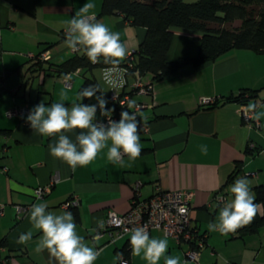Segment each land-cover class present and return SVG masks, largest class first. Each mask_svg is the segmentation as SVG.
Masks as SVG:
<instances>
[{
  "label": "crops",
  "instance_id": "1",
  "mask_svg": "<svg viewBox=\"0 0 264 264\" xmlns=\"http://www.w3.org/2000/svg\"><path fill=\"white\" fill-rule=\"evenodd\" d=\"M86 2L89 0H0V264H50L46 250L35 251L39 232L34 230L31 241L17 243L20 233L31 228L28 210L34 203H44L57 214L71 211L78 233L100 250L95 264H122L117 255L130 245V235L111 241L107 234L96 235V230L109 211L125 213L131 208L138 184L140 198H150L159 189L195 190L192 224L206 238L198 262L186 258L190 243L179 244L160 229L149 233L166 237L167 255L179 257L181 264H264V227L227 236L207 229L222 206L218 196L231 198L228 181L238 162L246 173L251 172L246 177L251 189L264 182V120L260 128L251 127L243 114L250 101L264 102V53L231 49L216 60L184 65L155 81L153 92L142 97L146 105L141 117L148 122L149 131L139 133L141 155L135 161L124 156L123 166L110 163L105 150L91 164L73 172L50 154L48 145L57 137L36 133L12 112L18 105L28 104L32 109L41 101L57 102L64 89L69 90L66 103L70 105L90 84L105 91L108 107L115 112L110 97L113 90L102 79L106 65L80 67L71 74L70 87L57 74V66L75 54L65 44V22ZM91 2L96 5L97 19L121 33L129 53L136 51L146 28L132 24L119 12L98 16L103 0ZM200 36L190 29H175L168 59L196 56ZM45 50L51 54L50 62L40 68L34 64ZM124 62V80L115 89L120 94L135 79ZM144 79L152 80L153 75ZM243 88L258 89L257 99L218 105L201 102L202 97L223 99ZM83 103L96 101L85 99ZM97 118L105 119L99 111ZM68 135L74 139L73 134ZM249 144L261 150L249 154ZM201 145H207V155L201 153ZM44 185H51V190L44 198H36V188ZM74 196L79 198L76 209L64 208L62 204ZM130 260V264H146L131 252Z\"/></svg>",
  "mask_w": 264,
  "mask_h": 264
},
{
  "label": "clouds",
  "instance_id": "2",
  "mask_svg": "<svg viewBox=\"0 0 264 264\" xmlns=\"http://www.w3.org/2000/svg\"><path fill=\"white\" fill-rule=\"evenodd\" d=\"M95 8V3L89 0L65 22V44L73 52L85 55L92 64L106 65L102 70V79L110 89L115 90L124 80L125 70L121 65L130 54L129 48L122 41L120 32L112 31L97 19ZM63 78L68 80L71 77L65 75ZM68 92V89L61 90L57 102L46 104L41 101L26 117V122L36 133L57 137L54 143L48 145L54 158L66 163L74 172L78 166L91 164L105 150L110 163L122 166L124 156L135 161L141 155L140 124L136 112L124 110L118 121L112 119L114 108L108 107L105 91L97 84L81 89L77 101L70 105L66 103ZM85 99H95L96 103H83ZM135 106V100L127 101L128 109ZM98 111L100 116L107 118L106 122L98 120ZM247 111L254 121L264 120V102L250 101ZM69 133L74 135V139ZM200 151L207 155V145H201ZM229 192L230 199L218 197L222 206L216 221L207 225L210 232L227 236L250 225L257 215L260 205L255 202V194L246 177L236 178ZM28 211L31 228L20 233L17 243L31 241L35 230L40 233L35 251L41 253L46 250L50 264H95L100 250L90 246L78 233L71 211L50 212L44 203H34ZM179 211L184 213L186 209L181 207ZM98 224L103 227L102 222ZM130 233L132 256L140 257L146 264H160L162 259L163 264H181L179 257L167 255L169 242L166 237H152L143 226L130 229ZM122 255L118 254L117 260H122Z\"/></svg>",
  "mask_w": 264,
  "mask_h": 264
},
{
  "label": "trees",
  "instance_id": "3",
  "mask_svg": "<svg viewBox=\"0 0 264 264\" xmlns=\"http://www.w3.org/2000/svg\"><path fill=\"white\" fill-rule=\"evenodd\" d=\"M122 13L127 20L136 26H144L147 30L144 40L134 52L131 65L129 59L124 64L128 73L135 78L152 74L155 81L171 75L187 64L200 65L216 60L223 53L235 48H248L258 53H264V0H103L102 10L98 16ZM241 23L234 26L236 21ZM184 28L201 34L200 50L194 57H180L168 59L175 29ZM52 45L49 46L51 48ZM48 50V49H47ZM46 51V50H45ZM44 52V51H43ZM41 52L34 65L43 68L49 60L41 59ZM104 65L103 63H100ZM92 64L85 55L79 52L57 66V74L61 77L73 73L80 67H91ZM258 89L243 88L237 94H231L223 99H215L214 105L228 102L248 103L256 100ZM144 98V96H143ZM142 98V100H143ZM115 112L118 110V103ZM130 111L129 109H125ZM131 112V111H130ZM261 148L248 145L247 152L254 154ZM244 166L238 162L229 177L228 183L233 184L238 177H247ZM251 190L255 194V202L260 208L253 222L236 233L258 232L264 227V182L254 186ZM76 208L73 207V210ZM130 255L131 247L126 245L120 253Z\"/></svg>",
  "mask_w": 264,
  "mask_h": 264
},
{
  "label": "built area",
  "instance_id": "4",
  "mask_svg": "<svg viewBox=\"0 0 264 264\" xmlns=\"http://www.w3.org/2000/svg\"><path fill=\"white\" fill-rule=\"evenodd\" d=\"M134 52L131 51L128 59L131 65L134 60ZM77 53V52H74ZM41 59L49 60L51 54L49 51H44L40 55ZM72 73L67 75L71 76ZM63 81L66 86L72 85L71 78ZM154 89V84L146 83L143 78L137 77L131 82L127 88L124 87V91L120 94L117 90H113L110 94L111 100L118 103V110L112 113V119L119 120L121 111L127 108V101L129 99L136 101V106L129 109L131 112H136L140 124L139 133L148 132V122L141 117V110L145 107V102L141 99L147 94H151ZM113 97H116L113 99ZM215 101L213 97H202V104H210ZM123 105V107H121ZM28 104L18 105L13 109V113L19 114L24 120L30 112ZM244 119L248 121L251 127L260 128L261 121L256 122L251 118V114L248 113L247 108L243 112ZM105 118L104 122H106ZM254 147V145H252ZM139 184L136 185V190L139 189ZM51 190V185H44L36 188V198H44L46 194ZM133 198L131 208L125 213H118L116 211H109L107 217L101 221L103 227L98 226L96 235H109L111 241L130 235V229L143 226L146 227L150 233L153 229H160L165 232L166 235L174 238L179 244L190 243V247L186 250V258L199 261L201 255V249L206 243L205 235L200 234L198 228L192 224L191 206L192 200L195 196L194 189H159V191L150 198H140L137 194ZM220 197V196H218ZM79 204V198L74 196L62 204L64 208L77 207ZM183 207L186 212L181 213L179 209ZM23 208V207H21ZM122 260L130 264V255L121 252ZM120 254V253H119Z\"/></svg>",
  "mask_w": 264,
  "mask_h": 264
},
{
  "label": "rangeland",
  "instance_id": "5",
  "mask_svg": "<svg viewBox=\"0 0 264 264\" xmlns=\"http://www.w3.org/2000/svg\"><path fill=\"white\" fill-rule=\"evenodd\" d=\"M241 22L238 20L234 23V26H238Z\"/></svg>",
  "mask_w": 264,
  "mask_h": 264
}]
</instances>
